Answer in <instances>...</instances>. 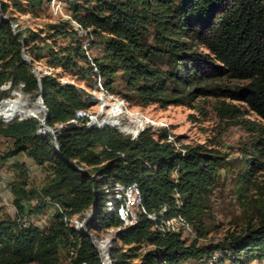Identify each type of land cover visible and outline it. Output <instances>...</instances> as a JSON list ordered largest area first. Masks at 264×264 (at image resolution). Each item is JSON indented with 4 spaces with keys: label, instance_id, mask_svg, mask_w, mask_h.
<instances>
[{
    "label": "trees",
    "instance_id": "obj_1",
    "mask_svg": "<svg viewBox=\"0 0 264 264\" xmlns=\"http://www.w3.org/2000/svg\"><path fill=\"white\" fill-rule=\"evenodd\" d=\"M42 1L0 0V13L6 16L0 20V85L9 83L7 89L0 90L1 96L16 90L19 83L25 93L38 96V81L31 68H36L39 55H45L48 64L62 72L74 71L72 65L85 60L76 41L54 50L40 38L39 30H25L24 34L17 25L11 26L15 19L6 12L7 7L34 15ZM71 10L72 18L83 29L110 34L105 46L107 63L94 62L105 87L109 88L112 73L120 72L128 91L122 94L126 100L165 106L210 96L219 99L215 112L231 120L239 113L225 99L244 103L261 120H236L251 137L237 173L240 184L249 182L264 160V0H84L72 2ZM66 25L68 22L50 24L48 36H73ZM21 49L29 63L21 57ZM37 73L48 111L44 123L56 130L57 149L51 134L38 132L41 116L13 119L0 124V134L12 141L11 149L0 159L25 152L35 164L49 168L52 179L47 185L35 191L24 190L19 183L12 187L15 197L10 190L11 203L19 213L21 198L29 194L36 196L31 210L44 205L53 208L54 214L45 230L34 225L18 227L15 218L0 219V264H55L59 247L65 250L63 264L69 256L72 264H99L87 235L62 217L89 211L96 201V211L86 219L85 227L98 239L99 231L120 225L115 215L100 210L109 189L132 182L137 184L147 211L168 206L165 215L180 213L195 238L188 239L180 232L161 233L142 218L117 232L109 248L111 264H182L216 250L222 254L219 262L226 258L232 264L264 257V206L256 225L230 233L219 242H198L203 234L201 216L223 156L203 144L184 146L181 154L166 140L164 129L154 136L146 127L130 138L114 127L87 126L84 118L77 124L67 122L75 110L88 106L82 90L50 74ZM223 79L244 83L229 88ZM116 125L125 133L134 132L129 124ZM175 191L181 199L178 208L174 207Z\"/></svg>",
    "mask_w": 264,
    "mask_h": 264
},
{
    "label": "rangeland",
    "instance_id": "obj_2",
    "mask_svg": "<svg viewBox=\"0 0 264 264\" xmlns=\"http://www.w3.org/2000/svg\"><path fill=\"white\" fill-rule=\"evenodd\" d=\"M3 1L7 2V0ZM75 1L82 2L84 0H43L40 9L34 15L13 11L10 7L6 9V12H11V16L15 19L13 24H11L13 28L17 25L16 27L22 30L24 34H26L25 30L34 32L39 30L40 38H44L45 43L53 47L54 50H60L66 48L72 42H78L85 60L76 61L72 65L74 71L62 72L56 65H49L45 55H39L40 57L36 58L34 64L40 74H50L55 76L59 82H69L82 90V98L88 102V106L83 111L90 118L83 120V122L88 125L96 126L103 117L104 111L110 108L111 98L106 95L110 94L122 98L125 107L142 112L152 122L151 124L155 125V127H153L154 125L149 126V130L152 131L154 136H157L158 132L164 129L173 138L176 144L175 150H184V146L203 144L223 156V165L217 171L215 181L206 201V208L201 216V232L203 234L198 236V242H219L230 233H241L247 227L256 225L260 215L263 214L264 206V160L261 168L250 177L247 184L242 185L239 183L237 173L240 167V160L244 151L247 150L251 137L245 132L240 123H236V120L239 121L244 118L254 122H260L261 120L253 112L249 111L244 103L228 99H225V103L233 104L236 108L235 113H239V117L232 120L222 117L221 114L218 115L215 112V106L219 99L210 96L196 97L190 103L168 104L165 106H160L156 103L136 104L130 102L122 95L128 91L120 78L118 70L112 73L109 88L105 87L103 85L104 78L99 75L94 59L104 64L107 63L105 46L109 41L110 34L106 32L93 33L89 28L83 29L82 27L74 29L68 18L74 20L71 15V8L72 2ZM63 22H68L66 29L71 28L74 32L73 36L69 34L48 36L51 32L50 24H62ZM39 41L40 39H36L35 42L38 43ZM39 44H41V41ZM88 67L90 68L87 69ZM72 72H75V75H72ZM98 78L105 95L104 97L107 99L108 106L106 109L99 104L104 105L106 104L105 102L96 100V98L101 96V93L96 91ZM222 81L229 88H234L244 83L235 79H223ZM8 86L9 83H3L0 85V90L7 89ZM14 97L23 104L22 108L28 112L15 115L9 120L0 117L1 125H6L13 119L20 120L42 115L41 110L38 109L39 106L36 108L37 96L25 93L20 83L16 90L8 91L4 96L0 95V104L10 101ZM93 98L96 101H93ZM34 109L38 112H34ZM112 110H115V108L112 107ZM132 115L136 121L145 119L135 110H132ZM120 117L121 125L128 123L123 115ZM105 119L110 121L111 117L109 119L106 117ZM59 126V124H55V127L59 128ZM111 127L116 128L123 135H127L117 126ZM11 146L12 141L0 134V157L4 152L11 149ZM0 176L6 182L5 186L11 191L12 187L15 188V185L19 183L22 184L21 186L24 190L33 189L36 191L47 185L52 179L49 168L45 165L35 164L25 152H19L5 160L0 159ZM4 191H6V188L3 186L0 188V195H4ZM26 195L28 196L21 198L22 209L19 214L31 218V221L36 224L35 226L45 230L52 222L54 209L43 205L33 211L34 209H30V203L35 202L36 196L33 198L32 195ZM13 196L15 197V192L13 193L12 191V198ZM30 197L33 199L29 200L28 198ZM8 200H11V195ZM86 212L88 210L76 214L82 218L81 216L85 215ZM14 217L15 207L9 208L1 205L0 202V219L11 221ZM105 234H107V231H99V238ZM202 260V257L190 259L185 260L182 264H202ZM64 261L65 250L59 247L55 264H63ZM224 261H226V258L222 262ZM247 264H264V257L252 260Z\"/></svg>",
    "mask_w": 264,
    "mask_h": 264
},
{
    "label": "built area",
    "instance_id": "obj_3",
    "mask_svg": "<svg viewBox=\"0 0 264 264\" xmlns=\"http://www.w3.org/2000/svg\"><path fill=\"white\" fill-rule=\"evenodd\" d=\"M74 27V29L81 28V26L75 22L74 20L68 18ZM99 77V76H98ZM98 87L96 88V91L101 93V96L99 98H96L97 101L105 102L106 104L101 105V107L108 106L107 99L104 97V92L102 89V86L100 85L99 78L97 79ZM111 98V106L110 108H107L104 111L103 117L100 119L98 124L96 126L91 125L94 128H100L103 126H117L116 124L120 123L119 119L120 116L123 115L126 121L128 122L133 128V133H126L130 136V138L136 137V135L143 130L146 127L153 126L154 124H151L152 122L148 120V118L142 113L139 112L137 109H129L124 106L122 98H118L116 96H112L110 94H106ZM112 107L115 108V110H112ZM132 110H135L140 115H142L145 119L141 121H136L135 117L132 115ZM108 111V112H107ZM135 113V112H134ZM108 117V119L111 117L110 122L116 123L115 125L108 122L103 123V120ZM81 118H84L86 120L89 118V116L80 109L75 110L73 118L69 119L67 122H71L73 124H77V120L79 121ZM95 118V117H94ZM97 122V120H95ZM87 126H90L86 123H84ZM162 126V125H161ZM159 126V127H161ZM60 127V126H59ZM155 127V125L153 126ZM157 127V126H156ZM119 128V127H118ZM122 131V129H121ZM166 140L171 142L173 146L175 147L176 144L174 143L173 138L167 134ZM184 150L180 149V153L182 154ZM175 176V172L173 173ZM6 182L3 181V178L0 176V188L4 186L6 188V191H4V195H0V202L1 205H4L9 208H14L11 200L9 201V197L11 195L10 190L7 186H5ZM108 190V189H107ZM106 190V191H107ZM109 194L107 195L106 199L102 202L100 210L103 213H111L115 215L118 220L120 221V225L116 227H109L106 228L105 231H107V234H105L101 238H96L97 240H101L102 243L99 246H102V254L107 259L109 258V248L111 246V241L113 240V237H115L116 233L120 230L124 229L125 227L131 226L136 224L140 219L145 218L149 221H151L153 224V228L160 231L161 233L164 232H180L181 236H185L188 239H194L195 233L192 230L189 223L183 218V216L180 213H175L174 215L166 216L165 213L168 210V206L162 205L159 208L153 210V211H147L142 203L141 195L139 192V188L135 182L129 183L127 185H121V184H115L112 188L109 189ZM173 201H174V207L178 208L181 206V199L178 192L173 193ZM34 203V202H33ZM56 208L61 212V208L56 205ZM89 211L85 213V216L88 215ZM31 216V215H28ZM15 220L17 222L18 227L25 228L29 227L30 225H36L31 221V218H28L25 215H20L17 213L15 209ZM64 222H67L69 225H71L73 228H78V223L83 219L79 218L78 215H74L72 217L66 218L65 216L62 217ZM103 238V239H102ZM105 242V240H107ZM69 255H72V251H69ZM98 255V254H97ZM222 254L219 250L214 251L211 253L210 256L202 257V264H232L228 259L224 262H219V258H221ZM70 256L67 258V264H72L70 260ZM99 264H105V262L99 258ZM110 260V259H109ZM223 261V260H222ZM80 264H84V262H81Z\"/></svg>",
    "mask_w": 264,
    "mask_h": 264
},
{
    "label": "water",
    "instance_id": "obj_4",
    "mask_svg": "<svg viewBox=\"0 0 264 264\" xmlns=\"http://www.w3.org/2000/svg\"><path fill=\"white\" fill-rule=\"evenodd\" d=\"M0 20H6V17L4 15H2L0 13ZM21 57L26 60L28 63L30 62V58L23 52V50L21 49ZM34 76L36 77L37 81H38V86H39V94L37 96V104L39 106V109L42 110V115H41V119H40V129L38 130L39 133H49L53 136V139H54V146L55 148L57 149V143L55 141V137H54V134H55V131L54 129H52L50 126H47L45 123H44V120L45 118H47L48 116V111H47V108L45 107V105L43 104V101H42V87H41V83H40V78H39V75L37 73V69L33 66L31 68ZM68 164H70L72 166V168L76 169V170H80L82 171V169L80 167H78L77 165L69 162V161H66ZM96 208H97V203L96 201L93 202L90 210H89V213L88 215L84 216V218L78 223V230L81 232V233H84L87 235V237L89 238L90 240V243L92 245V247L94 248V250L96 251V253L98 254V257L101 258L105 264H111V261L109 260V258L107 259L105 256H103L102 254V246H99L101 245L102 241L101 240H97L90 232H88L85 228V222H86V219L90 216L91 213H95L96 211ZM117 234V233H116ZM115 237H113L114 239ZM107 240H105V242H107Z\"/></svg>",
    "mask_w": 264,
    "mask_h": 264
},
{
    "label": "bare ground",
    "instance_id": "obj_5",
    "mask_svg": "<svg viewBox=\"0 0 264 264\" xmlns=\"http://www.w3.org/2000/svg\"><path fill=\"white\" fill-rule=\"evenodd\" d=\"M22 106L23 104L20 103L18 99H15V97L10 101H5L4 103L0 104V117L4 118L5 120H9L15 115H21L22 113L26 114L28 111L27 110L25 111L24 108H22ZM36 108H38V104ZM33 111L38 112L35 109ZM41 114H42V110H41Z\"/></svg>",
    "mask_w": 264,
    "mask_h": 264
}]
</instances>
